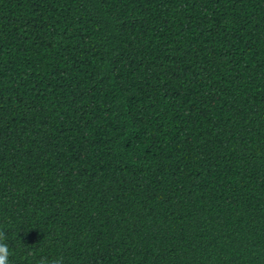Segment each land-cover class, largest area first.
Here are the masks:
<instances>
[{"label": "trees", "instance_id": "trees-1", "mask_svg": "<svg viewBox=\"0 0 264 264\" xmlns=\"http://www.w3.org/2000/svg\"><path fill=\"white\" fill-rule=\"evenodd\" d=\"M9 264H264V0H0Z\"/></svg>", "mask_w": 264, "mask_h": 264}, {"label": "clouds", "instance_id": "clouds-1", "mask_svg": "<svg viewBox=\"0 0 264 264\" xmlns=\"http://www.w3.org/2000/svg\"><path fill=\"white\" fill-rule=\"evenodd\" d=\"M6 239V233L0 230V264H9V250L8 245L4 243ZM40 264H63V257L48 260L47 258H42Z\"/></svg>", "mask_w": 264, "mask_h": 264}]
</instances>
